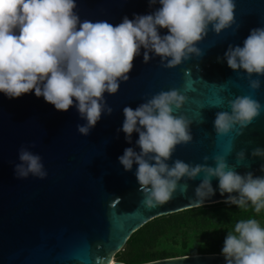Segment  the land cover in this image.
<instances>
[{"label": "water", "instance_id": "95a60500", "mask_svg": "<svg viewBox=\"0 0 264 264\" xmlns=\"http://www.w3.org/2000/svg\"><path fill=\"white\" fill-rule=\"evenodd\" d=\"M234 3L235 23L219 34L209 25L206 37L196 45L202 51L200 57L166 68L151 53L152 58L144 63L141 49L129 79L120 83L117 93L104 94L112 113L102 114L87 136L77 131V125L86 120L75 105L57 111L34 92L11 99L0 93V264H108L147 222L228 198V193L220 195L219 181L213 178L215 194L202 205H194L195 188L202 179L198 176L182 178L169 202L151 209L143 205L135 176L137 165L125 171L118 161L126 148L140 150L135 143L138 134L134 132L128 143L120 130L123 108L135 109L160 91L176 89L186 95V103L174 114L191 121L192 141L176 146L169 165L179 159L193 166L207 163L214 167L212 157L224 155L238 174L252 172L254 178L264 177V157L251 156L253 149H264V76L233 71L223 60L229 45L242 46L251 29L264 27V0ZM76 5L81 21H106L114 26L124 17L133 19L160 7L148 0H76ZM159 31L167 34V29ZM250 79L260 80L259 89L249 87ZM246 95L262 105L260 115L241 135L217 136L215 114L230 111L228 101ZM21 147L41 157L45 178L31 174L17 178L14 168ZM241 150L245 160L237 166L236 153ZM185 183L188 188L182 195L180 186ZM142 264H225V259L223 255L197 254Z\"/></svg>", "mask_w": 264, "mask_h": 264}, {"label": "clouds", "instance_id": "9594fccd", "mask_svg": "<svg viewBox=\"0 0 264 264\" xmlns=\"http://www.w3.org/2000/svg\"><path fill=\"white\" fill-rule=\"evenodd\" d=\"M148 2L160 7L151 14L124 17L114 26L106 21H81L76 0H0V93L11 99L34 92L57 111L75 105L86 120L77 125V131L87 136L102 114L112 113L104 94L117 93L120 83L129 79L141 49L144 63L152 58L151 53L160 57L162 66L172 68L192 56H202L196 45L206 37L209 25L219 34L235 23L234 0ZM160 29H167V34L161 35ZM223 60L233 71L264 76V27L251 29L242 46L229 45ZM249 87L259 89L260 80L250 79ZM187 99L171 89L156 93L135 109L123 108L120 130L128 143L137 133L135 143L140 150L126 148L118 161L125 171L137 165L135 176L143 205L149 209L163 205L172 199L182 178L202 176L194 205H202L215 194L211 180L217 178L220 195L229 194L224 203L241 208L250 203L260 213L264 210V177L238 174L224 155L212 157L214 167L207 163L193 166L179 159L167 163L177 145L192 141L191 121L174 114ZM228 105L230 111L215 114L213 128L219 137L230 132L241 135L262 111V105L247 95L229 100ZM251 156L264 157V149H253ZM18 159L17 178L46 177L39 155L21 147ZM203 159L207 162L209 158ZM244 160V150L236 153L237 166ZM187 188V183L180 186L182 195ZM234 192L238 195H231ZM221 254L225 264H264V227L253 218L237 222L227 232Z\"/></svg>", "mask_w": 264, "mask_h": 264}, {"label": "trees", "instance_id": "16d2710c", "mask_svg": "<svg viewBox=\"0 0 264 264\" xmlns=\"http://www.w3.org/2000/svg\"><path fill=\"white\" fill-rule=\"evenodd\" d=\"M264 223V210L219 202L155 218L136 230L115 256L116 262L142 264L187 255H222L227 232L237 222Z\"/></svg>", "mask_w": 264, "mask_h": 264}, {"label": "bare ground", "instance_id": "6f19581e", "mask_svg": "<svg viewBox=\"0 0 264 264\" xmlns=\"http://www.w3.org/2000/svg\"><path fill=\"white\" fill-rule=\"evenodd\" d=\"M112 263H113V260L109 259L108 264H112Z\"/></svg>", "mask_w": 264, "mask_h": 264}, {"label": "rangeland", "instance_id": "374dc122", "mask_svg": "<svg viewBox=\"0 0 264 264\" xmlns=\"http://www.w3.org/2000/svg\"><path fill=\"white\" fill-rule=\"evenodd\" d=\"M262 227H264V223H260ZM113 261H115V256L113 257Z\"/></svg>", "mask_w": 264, "mask_h": 264}]
</instances>
